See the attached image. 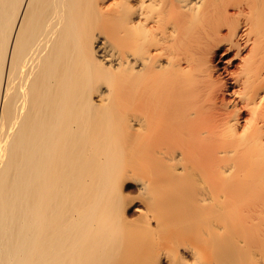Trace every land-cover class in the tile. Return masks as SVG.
<instances>
[{
  "label": "bare ground",
  "instance_id": "obj_1",
  "mask_svg": "<svg viewBox=\"0 0 264 264\" xmlns=\"http://www.w3.org/2000/svg\"><path fill=\"white\" fill-rule=\"evenodd\" d=\"M0 264H264V0H0Z\"/></svg>",
  "mask_w": 264,
  "mask_h": 264
},
{
  "label": "rangeland",
  "instance_id": "obj_2",
  "mask_svg": "<svg viewBox=\"0 0 264 264\" xmlns=\"http://www.w3.org/2000/svg\"><path fill=\"white\" fill-rule=\"evenodd\" d=\"M134 184L135 183H132V181H131V183H128L125 187H123V194H124L123 196H124V198L125 197L126 198H128V197L130 198V200L125 198V201H127L126 202L127 203V208H126V211H125V216L127 218H129V220L130 219L131 220L132 219L135 220V219L138 218V216L140 217V214L137 211H135V209H142V203H141L142 200H140L141 198L138 197V196H140L139 195V191L137 190V185H134ZM136 193H137V196H136ZM134 197H136V198H134ZM128 202H130V203L128 204ZM139 203H141V204H139Z\"/></svg>",
  "mask_w": 264,
  "mask_h": 264
}]
</instances>
